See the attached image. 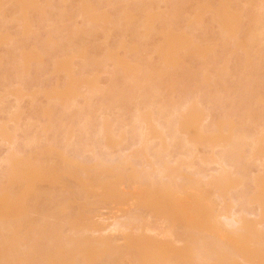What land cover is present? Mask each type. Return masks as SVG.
Wrapping results in <instances>:
<instances>
[{"label": "rangeland", "instance_id": "obj_1", "mask_svg": "<svg viewBox=\"0 0 264 264\" xmlns=\"http://www.w3.org/2000/svg\"><path fill=\"white\" fill-rule=\"evenodd\" d=\"M15 234L39 250L57 240L47 248L67 261L68 237L88 244L78 264L162 263L202 238L222 255L212 264H264V0H0V252L13 264Z\"/></svg>", "mask_w": 264, "mask_h": 264}, {"label": "bare ground", "instance_id": "obj_2", "mask_svg": "<svg viewBox=\"0 0 264 264\" xmlns=\"http://www.w3.org/2000/svg\"><path fill=\"white\" fill-rule=\"evenodd\" d=\"M257 22H258V21H257ZM257 22H256V25L259 27L260 24H262V23H260V21H259L258 23H257ZM142 121H143V119H142ZM139 122H141V120H139ZM145 122H146V120L144 121V123H145ZM145 124H146V123H145ZM146 125H147V124H146ZM147 127H148V126H147ZM147 127H146V129H150V128H147ZM146 131H147V130H146ZM144 132H145V131H144ZM144 132H143V134H144ZM147 135H148V133H147ZM149 135H150V134H149ZM141 136H142V135H141ZM243 136H244V135H243ZM243 136H242V139H243ZM147 137H148V136H147ZM240 137H241V135H240ZM240 137H238V139H239ZM141 138H142V137H141ZM145 138H146V137H145ZM238 139H237V141H236L237 143H238ZM144 140H145V139H144ZM230 141H231V140H230ZM239 141H241V138H240ZM228 143H230V142H227V146H229ZM232 143H233V142H232ZM231 145H233V144H231ZM234 145H235V144H234ZM236 146H237V145H236ZM229 147H230V146H229ZM237 148H238V147H237ZM227 150H228V149H227ZM229 150H231V149H229ZM232 152H233V151H232ZM224 160H225V159H224ZM217 163H218L219 165L221 164V162H217ZM222 163H224V162H222ZM223 165H225V164H223ZM223 165H221V166L223 167ZM159 170H160V169H159ZM161 170H162V169H161ZM163 170L165 171V169H163ZM164 171H161V172L164 173ZM166 172H167V171H166ZM166 172H165V173H166ZM68 173H69V172H68ZM165 173H164V174H165ZM225 175H226V174H225ZM136 177H137V176H136ZM224 177H225V176H224ZM64 178H67V176L64 177ZM151 178H153V177H151ZM225 178H227V177H225ZM229 178H231V177H229ZM227 179H228V178H227ZM149 180H150V179H149ZM220 180H221V179H220ZM222 180H223V179H222ZM224 181H225V180H224ZM226 181H227V180H226ZM230 181H231V179H230ZM231 182H232V181H231ZM140 183H141V182H140ZM142 183H143V182H142ZM151 183H152V180H151ZM225 183H226V182H225ZM151 185H152V184H151ZM151 185H150V186H151ZM153 186H154V185H153ZM223 186H225V189H222V188H224ZM228 186H229V185H228ZM228 186H227L226 184H224V185H223V184H222V185H219V187H221V189H220L221 191H224V190L226 191V187H228ZM220 190H219V191H220ZM260 197H261V196H260ZM257 199H258V198H256V200H257ZM64 211H67V210H64ZM65 213H66V212H65ZM26 215H27V214H26ZM50 215H51V214H50ZM50 215H49V217H50ZM53 215H54V214H53ZM24 216H25V215H24ZM70 216H71V214H70ZM73 216H74V215H73ZM73 216H71V217H73ZM75 216H76V215H75ZM75 216H74V217H75ZM44 217H45V216H44ZM51 217H52V216H51ZM133 217H134V216H133ZM19 218H20V217H18L17 219H19ZM52 218H53V217H52ZM68 218H69V217H68ZM129 218H131V216H130ZM134 218H135V217H134ZM138 218H139V217H138ZM235 218H236V217H235ZM50 219H51V218H50ZM69 219H70V218H69ZM139 219H140V218H139ZM19 220L21 221V219H19ZM53 220H55V219H52V221H53ZM73 220H74V219H73ZM75 220H76V219H75ZM223 220H224V218H223ZM67 221H68V219H67ZM129 221H130V220H129ZM18 222H19V221H18ZM49 222H50V220H49ZM49 222H48V223H49ZM61 222H63L62 219L59 221V223H61ZM70 222L72 223V220H71V219H70ZM197 222H198V221H197ZM226 222H228L231 226H232V225H240V226H241V224H242L243 222L245 223L244 219H242V220H241V219H237V220L234 219V220H233V219H231V218L228 219V221H226ZM226 222H225V223H226ZM16 223H17V221H16ZM19 223H20V222H19ZM63 223H65V222H63ZM67 223H68V222H67ZM121 223H122V222H121ZM121 223H120V224L118 223V224L120 225V228H122V227H121ZM137 223H139V222H137ZM244 223H243V224H244ZM52 224H54V223H52ZM73 224H75V222H73ZM73 224H70V223H69V225H73ZM124 224L126 225V223H124ZM193 224H194V223H193ZM226 224H227V223H226ZM15 225H16V224H15ZM46 225H47V224H46ZM58 225H59V224H58ZM61 225H63V224H61ZM227 225H228V224H227ZM230 225H228V226H230ZM17 226H18V224H17ZM17 226H16V228H15V226H12V227H13V229H16V230H17V229H18ZM47 226H48V225H47ZM52 226H53V225H52ZM52 226H50V227H52ZM64 226H65V225H64ZM113 226H114V225H113ZM115 226H117V224H116ZM194 226H197V225L194 224ZM199 226H200V225H199ZM231 226H230V227H231ZM50 227H47V229H48V230L50 229V231H47V230H46L45 233H47L48 236H54V235H55L54 232L57 231V230H55V231L53 232V230H52ZM56 227H57V226H56V222H55V225L53 226V229L56 228ZM126 227H127V226H126ZM232 227H233V226H232ZM241 227H242V226H241ZM57 228H58V227H57ZM57 228H56V229H57ZM117 228H118V226H117ZM123 228H124V227H123ZM130 228H131V226H130ZM19 229H20V230H18V231H19V235H20L22 232H20V231H21V228H19ZM26 229H27V230H30V229H28V228H26ZM26 229H25V231H26ZM240 229H241V228H240ZM242 229H244V228H242ZM16 230H15L14 233H17V232H18V231H16ZM51 230H52V232H51ZM114 230H115V229H114ZM120 230H121V229H120ZM238 230H239V229H238ZM244 230H245V229H244ZM244 230H242V231L240 230V231L243 232ZM13 231H14V230H13ZM124 231H126V230H124ZM228 231H229V230H228ZM48 232H49V234L52 233V235H51V234L49 235ZM58 232H59V229H58ZM27 233H28V232H26L25 234H27ZM63 233H64V232H63ZM237 233H238V234H242V233H239V231H238ZM25 234H24V235H25ZM28 234H29V233H28ZM28 234H27V235H28ZM53 234H54V235H53ZM56 234H57V233H56ZM58 234H60V233H58ZM58 234L56 235L57 237L55 236L56 238L54 237V239H57L58 242H59V239H63V238L58 237ZM231 234H232V233H231ZM27 235H25V236L28 237L30 234H29L28 236H27ZM14 236H16V234H15ZM17 236H18V234H17ZM17 236H16V238H15L14 241H13V238H14V237H12V241H13V242H10V245L12 244V246L8 245V246H10V248L12 247L11 249L8 247L11 251H12L13 249H15V251H14V250H13V251H14L15 253L17 252V253H16V256H20V257L18 258V260H17V264H18L19 262L21 263V260H23V262L25 261V264H38L39 261H41V262L39 263V264H41L42 262L45 261L44 259L46 258V256H48V255H50V254H51V255H50V257H51V260H50L51 264H54V263H53V262H54L53 260H55V258L61 260L62 263H63L64 261H67L66 259H61V258H66V257H62V256H60L58 253H56V255H55V256L53 255V257H52L53 252L50 253V252H49L50 250H48V248H47V247H48L47 245H49L48 242H50L52 239L49 241V239L47 238V236H46L45 234H44L43 237H45V238H44L45 240L48 239V241H46L47 243L45 242V240L42 239V237L39 238V240H37L38 242H37V241H36V242L34 241V243L37 244V245H38V243H39V246H42V248L46 249V250L44 251L46 254L43 252L44 249H43V250H39L38 248H36V247H37L36 245H35V246L30 245V246H29V245H28V242L30 241L29 237H28V239H27V241H28V240H29V241L26 242L25 240L23 241V238H24L25 236H24V237L19 236L20 239H22V240H20L19 237H17ZM181 236H182V238H181L182 240H181V241H184V240H185V239H184V236H186L185 233H184V235H181ZM26 237H25V238H26ZM212 237H213V236H212ZM25 238H24V239H25ZM50 238H53V237H50ZM58 238H59V239H58ZM68 238H71V239H68V240H71L73 243L76 244L75 239H74V241H73V237H68ZM194 238H196V237H194ZM194 238H193V240L195 241ZM236 238H237V237H236ZM6 239H8V238H6ZM36 239H37V238H36ZM66 239H67V238H66ZM127 239H128V238H127ZM202 239H203L202 244H200V242H199V244H195L196 246H194V245L191 244V246H193L194 249L198 251V255H196L194 252L191 253L192 255H191V254L189 255V254H188V253H190V251L188 250L189 248H187V250H186L185 253H184L183 251H181V252L179 253L180 259L182 258V259H184L185 261L188 260L187 262L182 263V264H187V263H188V264H194V263H195V264H199V262H201V261H202L203 264H207V263H208V264H209V263L212 264V262H209V260H205V258H207V259H210V258H211V259H212V257H213V259H214L215 257H217V259H218V256H219V255L216 254V255H213V256H212L211 254H214V252H212V250H211V245L207 244V242H206L207 240H206L205 238H202ZM202 239L199 238L198 240L200 241V240H202ZM204 239H205V240H204ZM207 239H208V238H207ZM215 239H216V238H215ZM241 239H242V238H241ZM19 240L21 241V243H19V242H20ZM34 240H35V238H34ZM40 240H43V241L41 242ZM57 240H56V241H57ZM15 241H17V242L19 241V242H18V243H19V244H18L19 246H18L17 244H16V246H15ZM39 241H40L41 244H43V245H41ZM53 241H54V242H53ZM56 241H55V240H52V243H51L49 246H52V247H53L54 245H57V242H56ZM81 241H82V240H81ZM83 241H85V240H83ZM86 241H88V240H86ZM86 241H85V242H86ZM98 241H99V240H98ZM102 241H103V240H102ZM106 241H107V240H106ZM179 241H180V240H179ZM210 241H211V243L214 242V244L217 243V240H216V242H215V241L212 242V239H211ZM238 241H239V240H238ZM23 242H26L25 245H24L25 248H27V250L31 248L30 250L33 251V252H31V251H29V250H28L29 252H28L27 250H26V251H27V252H26L25 250L22 249L21 252H22L23 254L20 253V250H21V249H20L19 247H22L21 245L24 244ZM66 242H67V241H66ZM66 242H65V243H66ZM69 242H70V241H69ZM72 242H71V245H72ZM78 242H79V240H78ZM78 242H77L78 246H77V244H76V245L74 244V246H76L75 248H77V247L82 248V245H81L82 242H80V243H78ZM190 242H191V241H190ZM205 242H206V244H205ZM4 243H6V242H4ZM4 243H3V245H5ZM22 243H23V244H22ZM30 243L34 244L32 239H31V242H30ZM44 243H45V246H44ZM53 243H54V245H52ZM55 243H56V244H55ZM59 243H60V242H59ZM105 243H106V242H105ZM191 243H192V242H191ZM195 243H198V241H197V242L195 241ZM219 243H220V242H219ZM229 243H230V242H229ZM229 243H228V242L223 243V244H222L223 249H224V248L226 249V247H229V248H230V246H229L230 244H229ZM231 243H232V242H231ZM46 244H47V245H46ZM98 244H102V243H98ZM98 244H97V245H98ZM214 244H212V246H214ZM217 244H218V243H217ZM6 245H7V243H6ZM27 245H28V246H27ZM60 245H61V243H60ZM68 245L70 246V244H68ZM80 245H81V246H80ZM83 245H85V244H83ZM87 245H88V244H87ZM87 245H86V246H87ZM102 245H105V244H102ZM110 245H111V244H110ZM110 245H109V246H110ZM197 245H198V247H199V246H202V247L198 250ZM215 245H216V244H215ZM14 246H15V247H14ZM57 246H58V245H57ZM86 246L83 247V248H86V249H87ZM88 246H89V245H88ZM109 246H108V247H109ZM112 246H113V245L110 246L109 253L111 252L110 250H112V252H113V249H111ZM219 246H220V247H219ZM222 246H221V244H220V245H218V246H216V247H219L220 249H222V248H221ZM224 246H225V247H224ZM16 247H17V248H16ZM32 247H33V248H32ZM54 247H55V246H54ZM62 247H63V246H62ZM62 247H61V248H62ZM64 247H67V246L64 245ZM64 247H63V248H64ZM70 247L72 248V246H70ZM70 247H67V248H70ZM89 247H90V246H89ZM99 247H100V248H101V247L104 248V247H106V246H97L98 249H99ZM214 247H215V246H214ZM18 248H19V249H18ZM35 248H36L38 251H41V252H40L41 254L39 253V255H38V251L35 250ZM61 248H59V249H61ZM67 248H66V249H67ZM75 248H74V249H75ZM80 248H79V251H78V252H77L76 249H75L76 252H73V250H74L73 248H72V251H70V249H69V250L64 249V250H66V251H68V252L70 251L71 253L69 252V254H71V255H73L74 253H76V254H74L75 256H70V258L67 257V258H68V261H67V262H69L70 264H72V263H73V264H76V263H77V260H76L75 257H76L77 255H78V256L80 255V259H82L83 257H84L83 259H85V257L88 256L87 259H89L88 261H90L91 256L87 253V250H86V253H87L88 255L84 256V254H86V253H85V252H84V253H83V252L80 253V251H81ZM83 248H82V251H85V249H83ZM97 248L94 247V250H95V249L97 250ZM106 248H107V247H106ZM113 248H116V247L113 246ZM164 248H165V247H164ZM3 249H4V248H3ZM16 249H18V251H17ZM77 249H78V248H77ZM88 249H89V248H88ZM90 249L92 250V248H90ZM107 249H108V248H107ZM158 249H159V248H158ZM216 249H217V248H216ZM223 249H222V250H223ZM0 250H1V252H2V248H1ZM62 250H63V249H62ZM96 250H95L93 253H95ZM159 250H160V249H159ZM165 250H166V249H165ZM190 250H191V247H190ZM201 250H202V251H201ZM34 251H35V252H34ZM52 251H53V250H52ZM92 251H93V250H92ZM105 251H107V250H105ZM105 251H104V253H106ZM119 251H121V250L119 249ZM119 251H118V252H119ZM123 251H124V250H123ZM168 251L170 252L169 249H168ZM168 251H167V252H168ZM188 251H189V252H188ZM1 252H0V256H1L0 258H1L3 261L0 259V261H2V262H0V264L5 263V262H7L6 264H13L12 261H10V259H7V257L4 256V253H2L3 255H1ZM3 252H4V250H3ZM47 252H48V253H47ZM58 252H59V251H58ZM89 252H90V251H89ZM98 252H99V250H98ZM164 252H165V251H163V253H164ZM173 252H174V251H173ZM187 252H188V253H187ZM218 252H219V251H218ZM224 252H225V251H224ZM18 253H20V254L17 255ZM24 253L27 254V255H25ZM28 253H29V254H28ZM32 253H33V254H32ZM42 253H43V254H42ZM60 253H61V252H60ZM72 253H73V254H72ZM102 253H103V250H102ZM174 253H176V251H175ZM174 253H173V254H174ZM177 253H178V252H177ZM181 253H182V255H181ZM193 253H194L195 255H193ZM219 253H220V252H219ZM222 253H223V252H222ZM30 254H32V256H31ZM34 254H35V256H34ZM36 254H37L38 256H36ZM47 254H48V255H47ZM57 254H58L61 258L58 257ZM63 254H64V251L62 252V255H63ZM91 254H92V253H91ZM95 254H96V256H97L98 253H95ZM95 254H94V255H95ZM123 254H124V253H123ZM123 254H121V255H123ZM160 254H161V253H160ZM160 254H159V255H160ZM168 254H172V253H168ZM173 254L170 256L171 258H172V256H173ZM41 255L44 256L45 258L43 259V257H42ZM64 255H65V256H69V255H66V254H64ZM64 255H63V256H64ZM81 255H83V256H81ZM94 255H92V258H93V257H96V256H94ZM124 255H126V254H124ZM153 255H154V254H153ZM155 255H156V253H155ZM174 255H176V256H173L174 258H172V259H170L168 256H167L168 258H166V256H164V258H163L162 261H161L162 263H160L159 261H156V262H159L160 264H164V263H163V262H164L163 260L166 259V262H167L168 259H169V263H170V264H175L174 261H178L179 256H177V254H174ZM33 256H34V258H33ZM100 256H101V258H102V256L104 257V256H106V255H103V254L100 253ZM107 256H111L110 260L112 259L113 256H114V258H116V257H115V254H114L113 256H112V254H109V255H107ZM116 256H117V255H116ZM191 256H192V257H193V256H194V257H195V256H198V259H201V258H202V260L198 261V263H197L196 260H194V259H193V260H194L195 262H194V261H191V260H192V257H191ZM221 256H222V255H220L219 257L221 258ZM8 257H9V256H8ZM39 257H41L42 259L40 258V260H39V259H38ZM50 257H49V258H50ZM54 257H55V258H54ZM71 257L75 258L76 262H75V260H72V261H74V262L71 261V262H72V263H71V262H70ZM89 257H90V258H89ZM123 257H125V256H123ZM153 257H154V256H153ZM162 257H163V255H162ZM177 257H178V259H176ZM28 258H29V260H30L31 262H28ZM52 258H53V259H52ZM96 258H98V256H97ZM96 258H95V259H96ZM107 258H108V257H107ZM131 258H133V257H131ZM137 258H138V257H137ZM148 258H149V257H148ZM154 258H156V257H154ZM189 258H190V259H189ZM6 259H7V261H6ZM80 259H79V260H80ZM103 259H104V258H103ZM116 259H118V258H116ZM116 259H115V260H116ZM158 259L160 260L159 257H158ZM158 259H156V260H158ZM180 259H179L178 262H184V260H183V261H180ZM182 259H181V260H182ZM195 259H196V258H195ZM198 259H197V260H198ZM4 260H5V262H4ZM19 260H20V261H19ZM38 260H39V261H38ZM97 260H98V259H97ZM106 260H109V259H106ZM113 260H114V259H112V261H113ZM134 260H135V259H134ZM137 260H138V259H136V261H137ZM140 260H141V259H140ZM140 260H139V261H140ZM142 260H144V259L142 258ZM204 260H205V261H204ZM214 260H215V259H214ZM52 261H53V262H52ZM81 261H82V262H81ZM91 261H92V260H91ZM93 261H94V260H93ZM93 261H92V262H93ZM136 261H135V262H136ZM154 261H155V260H154ZM154 261H151L150 263L152 264V263H154ZM172 261H173L174 263H172ZM206 261H208V262H206ZM212 261H213V260H212ZM221 261H222V260H221ZM221 261H220V263H222ZM23 262H22V263H23ZM50 262H49V263H50ZM59 262H60V261L57 260V263H58V264H59ZM80 262L83 263V264L85 263L83 260H80ZM115 262H116V261H115ZM137 262H138V261H137ZM156 262H155L154 264H156ZM193 262H194V263H193ZM204 262H205V263H204ZM216 262H217V261L215 260V263H216ZM223 262H224V261H223ZM44 263H45V262H44ZM49 263L47 262V264H49ZM55 263H56V260H55ZM64 263H65V262H64ZM78 263H79V262H78ZM78 263H77V264H78ZM81 263H80V264H81ZM90 263H91V262H89V264H90ZM95 263H96V262H95ZM140 263H142V262H140ZM144 263H145V262L143 261V264H144ZM167 263H168V262H167ZM167 263H165V264H167ZM176 263H177V262H176ZM45 264H46V263H45ZM60 264H61V263H60ZM86 264H87V262H86ZM137 264H138V263H137ZM148 264H149V262H148ZM178 264H179V263H178Z\"/></svg>", "mask_w": 264, "mask_h": 264}]
</instances>
